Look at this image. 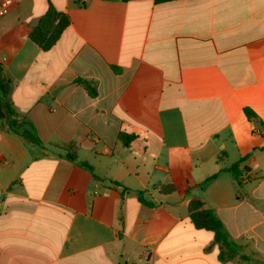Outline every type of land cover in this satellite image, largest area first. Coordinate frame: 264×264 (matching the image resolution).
<instances>
[{
    "label": "crops",
    "instance_id": "0c3cea01",
    "mask_svg": "<svg viewBox=\"0 0 264 264\" xmlns=\"http://www.w3.org/2000/svg\"><path fill=\"white\" fill-rule=\"evenodd\" d=\"M0 66L43 144L0 130V264H264V0H18Z\"/></svg>",
    "mask_w": 264,
    "mask_h": 264
},
{
    "label": "trees",
    "instance_id": "16d2710c",
    "mask_svg": "<svg viewBox=\"0 0 264 264\" xmlns=\"http://www.w3.org/2000/svg\"><path fill=\"white\" fill-rule=\"evenodd\" d=\"M76 1L78 2L79 0ZM79 4L83 6L82 3L79 2ZM69 23V17L65 13L49 6L43 16H41L31 28L29 32V39L41 50L47 51L55 45L61 33L68 27ZM4 94L5 90L0 81V130L6 133H11L22 138L24 141L43 148V144L41 140L34 134L32 126L22 117H20L14 110H12L10 104L5 100ZM246 113L251 118L253 117L251 112L246 110ZM65 149L67 150L66 157L71 161H76L73 144L66 145ZM237 165L238 164H235L229 168V171L236 179H238L239 175L237 172ZM80 166L91 170V167L86 163H80ZM212 178L213 177L206 179L205 182L199 186L204 185ZM138 199L141 203L151 205L142 198L141 194H139ZM188 211L189 218L196 228L212 231L214 234V242L219 243L226 247L229 251H232L233 242L229 238L222 223L212 210L205 209L201 201L192 200L188 205Z\"/></svg>",
    "mask_w": 264,
    "mask_h": 264
},
{
    "label": "built area",
    "instance_id": "2783aa9c",
    "mask_svg": "<svg viewBox=\"0 0 264 264\" xmlns=\"http://www.w3.org/2000/svg\"><path fill=\"white\" fill-rule=\"evenodd\" d=\"M17 1L18 0H0V18L4 16Z\"/></svg>",
    "mask_w": 264,
    "mask_h": 264
},
{
    "label": "water",
    "instance_id": "95a60500",
    "mask_svg": "<svg viewBox=\"0 0 264 264\" xmlns=\"http://www.w3.org/2000/svg\"><path fill=\"white\" fill-rule=\"evenodd\" d=\"M120 261H121V262H120L121 264H124L123 260H120Z\"/></svg>",
    "mask_w": 264,
    "mask_h": 264
}]
</instances>
